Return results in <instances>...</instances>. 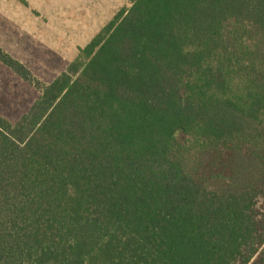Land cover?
<instances>
[{"label": "trees", "instance_id": "obj_1", "mask_svg": "<svg viewBox=\"0 0 264 264\" xmlns=\"http://www.w3.org/2000/svg\"><path fill=\"white\" fill-rule=\"evenodd\" d=\"M127 1L50 85L0 48V264H264V0Z\"/></svg>", "mask_w": 264, "mask_h": 264}, {"label": "rangeland", "instance_id": "obj_2", "mask_svg": "<svg viewBox=\"0 0 264 264\" xmlns=\"http://www.w3.org/2000/svg\"><path fill=\"white\" fill-rule=\"evenodd\" d=\"M127 7V0H0V48L28 68L39 82L50 85ZM40 96L36 87L0 62L3 115L16 121ZM255 215L264 238L262 198L257 201Z\"/></svg>", "mask_w": 264, "mask_h": 264}]
</instances>
